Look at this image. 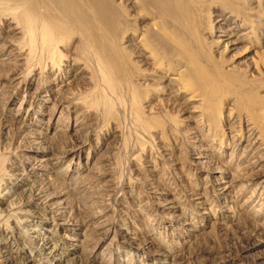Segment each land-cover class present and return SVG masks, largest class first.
<instances>
[{"label":"bare ground","instance_id":"1","mask_svg":"<svg viewBox=\"0 0 264 264\" xmlns=\"http://www.w3.org/2000/svg\"><path fill=\"white\" fill-rule=\"evenodd\" d=\"M114 6L121 18L103 0H0V137L6 152L1 150L0 157V264L186 263L187 255L176 251V244L157 247V243L161 234L173 240V230L178 239L196 238L200 224L192 215L181 221V214L171 213V227L164 226V232L156 231L146 241H142L146 232L120 231L112 222L118 214L127 216L141 205L129 195L128 204L114 211L118 184L107 159L108 148L91 149L96 128L95 122L85 123L91 113L83 95L87 91L99 88L110 99L121 96L123 90L130 95L132 85L154 89V101L179 108L190 129L185 132L198 149L194 160L205 171L204 162L211 161L213 151L207 152L211 148L206 150L203 145L210 147L220 131L214 138L206 136L203 143L199 127L205 124L203 118L211 128L219 125L215 109L220 102L206 90L216 87L209 83L211 77L221 79L223 102L230 106L226 127L232 144L224 150L227 140L221 143L216 158L222 160L209 171L218 179L212 186L220 199L233 202L254 179L264 177V136L260 132L264 131V113L257 111L259 123H255L256 111L252 115L250 100L241 93L244 88L255 93L254 85L264 80V0H115ZM210 13L214 23L208 21ZM113 19L118 25L112 34ZM116 31V48L127 55L126 69L110 50L108 39ZM202 45L213 54L209 56L212 62ZM129 68L131 72L136 69L134 75ZM261 94L264 98V90ZM19 96L23 98L19 107L11 112ZM152 102L146 107L152 108ZM81 105L85 110L78 109ZM236 106L246 113H238ZM4 114H11L15 122L4 119ZM237 150L241 151L238 158ZM227 155V165L239 168L233 175L221 164ZM241 178L243 183L236 190L234 185ZM149 180L155 182H151L154 199L165 193L155 178ZM158 205L177 209L170 199ZM242 206L252 216L261 215L264 179ZM262 225L253 228L252 239L264 234ZM123 239L131 242L130 249L120 244ZM259 240L249 245L263 242ZM236 252L209 264L236 258L246 264L240 251Z\"/></svg>","mask_w":264,"mask_h":264},{"label":"rangeland","instance_id":"2","mask_svg":"<svg viewBox=\"0 0 264 264\" xmlns=\"http://www.w3.org/2000/svg\"><path fill=\"white\" fill-rule=\"evenodd\" d=\"M103 1L106 4L108 10L114 13V16L118 17V15H121L120 10L119 14L117 11L118 9L114 6L115 0ZM203 13L201 14L202 17L204 16ZM119 17L121 18L122 16ZM214 18V15L210 13L208 21H212V23H214ZM112 21V30L114 28L112 32L113 34L116 30L115 25L117 24V21L114 19ZM112 37H114V39H112ZM115 37H117V31L113 36L110 34V38L108 39L109 46L111 45L110 50L111 52L115 53V58L119 57L118 60H121L123 63L122 66L126 69L127 64L125 61L127 62V60H125V58L127 55L118 51V47L116 48L118 44L115 42ZM256 39H258V37ZM112 40H114L115 43ZM201 47H203L202 49L206 53L205 55L208 62H212L209 60L211 59L209 56L211 57L213 54L209 50H205L203 45ZM129 70L131 72L130 68ZM132 70L134 71V69ZM135 71L131 73L134 75ZM121 78L125 79V73L122 74ZM210 79L211 81H209V83H213L216 87L209 86L206 90V94L212 95L214 100L220 102V104L216 106L217 109H215V112L216 110L218 112V118L216 121L219 125L216 128H211L209 124L206 123V119L203 118L205 124L199 127V132L201 134L200 136L203 135L201 137L203 143L207 142L206 136H211L214 138L215 132L220 131V134L217 133L219 136L216 135V139L214 142H211L210 147L203 145L206 150L211 148L208 149L207 152H210V150L213 151L211 153L213 154V161L211 159L212 162H204L203 166L204 169H206L205 171H203L201 169V165L196 164V161L194 160L195 155H197L196 151H198V149L193 146L189 139L187 130L190 129L188 128L187 123L182 120L181 112L178 111L179 108L168 106L166 103L165 105H162V101H154L153 96L151 95V93L154 92V89H148L146 91L137 85H132L130 95L125 94V91L123 90L122 93L120 92L121 96H119V94L117 96L115 95L113 98L110 96L112 101L107 96L103 97V91L99 88L91 91L90 93L87 91L85 94H83L87 98V103H90L87 105L88 109L91 111L89 116H87L85 123L93 124L95 122L93 124L94 128L97 129L99 127L97 130L95 129V132L91 136V144L93 143L91 145V149L100 147L101 150L108 148L110 151H108L107 159L108 161L111 160V168L114 167L113 170L117 180L116 185L118 184L117 190L119 191V196L117 195L112 203L114 211L117 212V210L120 209V204H128L126 202L130 199L129 195L135 196V204L137 206L141 205L140 208L134 207V212H131V214H128L127 216L118 214L116 218H113L112 222L114 223L115 227L118 226L117 229H120V231L123 228H127L130 231H135L134 233L143 231L146 232L145 237L143 236L142 239V241H144L145 239H149V237H151L150 234H153L156 231L162 230L164 232V226L169 225V227H171V223L168 221L171 213L174 215L181 214V221L183 217L185 218L188 215H192L195 217L193 218V221L195 220L194 222H197L196 224H200L197 226L196 232L194 233L196 235L199 234L196 238L195 236H181V238L178 239V232L173 230L175 233L174 239L172 240L171 236H165L164 234H161L160 237L162 238H158L159 243H157V247H161L163 244L164 247L166 242H172L173 245L176 244V246H174L175 250L179 253L182 252L183 254L187 255L184 256V258L187 257L185 259L187 260L185 264H209L220 257H225V255L229 254L230 251L234 253L236 251H240L238 253H241V259L246 261V264H264V234L257 236L258 238L254 237L255 239H252L250 236L254 227L263 226L264 211H258L259 214L261 213V215L252 216L250 211L245 209L244 206L240 208L244 200L252 193L253 188L261 180H263L264 177L261 180L254 179L253 183L249 185L248 189L242 191V195L238 194L239 196L235 200L233 198V202L230 200L226 202L222 199V197L220 199L219 192H217L218 190H216V187L214 188L212 186V184L217 183L218 179H215L212 175H210L209 171H211V169L214 167L213 164L216 165L222 160L216 158V155L221 154V149H219L221 147V143L227 140V142H225L227 144L225 145L224 143L223 145L225 146L224 150L229 148L230 144L232 143L228 135L229 129L226 127L227 122L230 121L228 119V107L230 106H225L223 102V95L225 94H221L220 92L224 85V81L219 79V82L213 77ZM133 82L135 84L134 78L132 80V84ZM257 83L258 84L254 85L256 91L254 90L255 93L253 94L249 92L248 88H244L243 92H241L238 89V85L236 86L238 91H240L247 99L250 100V104L252 106L251 110L253 112L252 115L254 114V111H256L253 115L254 119L253 117L251 118L255 121V123H259L255 120L259 116L257 111L259 113L261 111V115L264 113V109L261 108L264 106V98L260 96L264 90V80ZM87 93L88 95L86 96ZM22 99V96H19L17 102H15L13 107H11V112H14L15 109L19 107ZM150 101H153L151 103L153 105L152 108L146 107L148 103L150 104ZM236 107L237 109H235ZM236 107H234V109L240 114L246 113L245 111H247L244 110L243 107ZM84 108L86 107L81 105L78 109L85 110ZM75 114L76 113H73V116ZM199 114L201 113L195 112V115ZM9 115L10 116L4 114L2 116H4L3 118H6V120H12L11 122H15L14 119H12L13 116L11 114ZM252 115L249 116L251 117ZM221 127H223L225 130L221 129ZM242 131H244L242 134L246 135V131ZM260 132L261 135L264 136L263 129H261ZM98 133L101 135H99L97 138ZM220 138L223 140L221 141ZM244 138L243 140L245 145L247 141L245 136ZM1 139L2 138L0 137V157L2 158L1 154L5 151V147L3 148V141ZM202 140L200 139V143H202ZM262 140H264L263 137ZM89 148L86 150V155ZM1 150H3V152ZM228 152H230V149ZM5 153L6 152L3 154ZM236 153V157L238 158L241 154V151L237 150ZM224 154L225 153H223V155ZM6 155L8 156V154ZM228 159V155L225 157V159H223L221 163L222 166L224 165L223 167H225L227 163L229 164ZM69 160L65 161V166L69 163ZM241 163L243 164L242 166L246 165L243 162ZM240 166L241 165H239V167ZM147 168L151 170H148ZM225 168H228L229 175H233L237 172L235 170L239 169L238 166L233 167L230 165H227ZM149 178H155L158 186H161V191L165 192L160 196L161 198H153L156 197V195L152 193V189L155 187L151 185V182L153 184L155 182H150ZM243 180L244 179L241 178L236 182L237 185H234L236 190L241 187ZM217 188L220 187L218 186ZM201 193L203 194L202 196ZM198 197H201L202 199L200 200L205 202V204L201 205V203H199L200 200L198 201L197 199ZM164 199L172 200L173 203H175L177 209L172 210L166 209L164 206L160 207L158 203H163ZM172 228H170V230H172ZM127 237L130 238V240L132 238L129 235ZM248 238L251 239L249 241L250 243L247 240ZM256 239H260L259 241L263 242H259L253 247L250 246L253 242L257 241ZM125 240L124 242H120V244L123 247H128L127 249H130L131 247L129 246V243L131 242L128 243ZM139 240L140 241L137 240L138 243L142 242L141 239ZM147 251H151L152 253L154 250L150 249ZM132 252L146 255V252L142 251ZM221 261H223V263L220 264H239L242 260L236 258L234 260L221 259Z\"/></svg>","mask_w":264,"mask_h":264}]
</instances>
